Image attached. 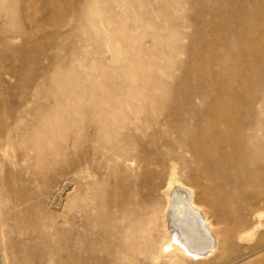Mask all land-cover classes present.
I'll return each instance as SVG.
<instances>
[{
  "label": "bare ground",
  "instance_id": "obj_1",
  "mask_svg": "<svg viewBox=\"0 0 264 264\" xmlns=\"http://www.w3.org/2000/svg\"><path fill=\"white\" fill-rule=\"evenodd\" d=\"M39 1L44 11H58L61 18L66 15L60 0ZM261 1L251 12L255 20L264 19ZM216 9L226 11L224 3ZM35 19L36 0H0V86L1 78L12 80L24 74L26 79V85H22L24 97L17 87L7 84L10 100H0V166L8 162L11 167L1 179L8 193L0 194V202L10 204L5 213L13 214L11 219L18 222L27 220L34 212L29 185L38 182L46 190L58 171L68 176L73 170L81 202L80 241L75 242L81 263L104 264L107 259L93 254L86 257L89 227L95 236L106 234L112 243L109 252L116 257L121 252H156L160 253L156 261L179 255L180 263L204 264L224 253L231 240H220L209 215L219 209L237 224L241 222L240 211L230 203L213 202L207 192L216 188L225 195L222 185L228 186L226 196L235 201L239 196L231 188L264 187V53L255 61H247L238 49L228 48L223 18L204 20L189 39L208 36L209 50L194 61L209 70L203 74L184 70L150 105L107 109L103 114L109 115L110 136L101 141L84 136L77 146L80 153L75 156L65 144L50 149L49 97L41 110L31 107L35 100L31 95L32 78L37 69H46L34 58ZM243 35L239 31L233 37L241 39ZM254 41L251 49L264 52V36ZM41 56L47 57L44 53ZM20 58L23 65H19ZM9 60L12 68L7 70ZM241 60L252 65L251 72L241 75ZM232 74L241 75L239 84L227 80ZM195 75L204 76L200 85L182 90V86L177 87L176 82L183 84ZM10 102L24 108L29 117L22 120ZM54 168L57 171L53 172ZM101 170L116 193L108 194L105 203L99 201L93 207L101 196L97 190L102 183L98 180ZM206 176H212L215 182L204 183ZM84 181H89L88 188L83 186ZM195 186L202 191L197 193ZM154 233L160 236L158 241ZM122 258L117 257L115 264H122ZM258 264H264V260Z\"/></svg>",
  "mask_w": 264,
  "mask_h": 264
},
{
  "label": "rangeland",
  "instance_id": "obj_2",
  "mask_svg": "<svg viewBox=\"0 0 264 264\" xmlns=\"http://www.w3.org/2000/svg\"><path fill=\"white\" fill-rule=\"evenodd\" d=\"M259 1L60 0L66 10V15L61 18L58 11L53 14L44 11L41 2L36 0L34 58L46 71L37 69L34 73L31 95L35 100L31 107L41 110L44 100L49 97L50 149L53 151L65 144L71 154L78 156L80 150L77 146L84 136L92 139L97 137L100 141L110 136L109 115L103 114L107 109L150 105L157 100L158 93L171 88L174 76L181 75L184 70L199 74L207 72L209 67L200 62L195 63L194 58L209 50L206 46L208 36L195 41L189 39L204 20L223 18L226 23L223 33L228 36V48L238 49L247 61H255L264 53L251 49L255 38L264 36V19L251 18V12L256 10L255 4ZM261 2L264 5V0ZM222 3L226 11L218 12L216 8ZM204 10L206 13L202 14ZM239 31L245 35L235 39L233 34ZM45 36H49V40H43ZM43 53L47 57H42ZM9 54L5 53V57ZM19 61V65H23V59ZM11 64L9 60L7 70L12 68ZM238 68L241 75L252 71V65L243 60L239 62ZM240 74H232L227 80L239 84L242 80ZM1 80L0 100H10L7 84L12 88L17 87L19 95L24 97V74L12 80ZM203 81L204 76L195 75L183 84H176L177 87L182 86V90L188 85L198 86ZM140 94L145 97L139 98ZM9 105L20 112L22 120L29 117L24 108L12 102ZM10 170L8 162H5L4 167L0 166V194L8 193L2 188L1 179ZM52 171L57 170L54 168ZM98 175L102 183L97 190L101 196L93 207L99 201L105 203L108 194L116 193L113 185L105 182L104 170L99 171ZM75 176L73 170L68 176L58 171L54 182L46 190L38 182L30 184L29 190L33 197L30 205L34 212L28 215V221L11 219L13 214L5 213L10 204L1 200L0 264H83L75 245V242L80 241L78 206L81 203L73 181ZM203 181L206 184L215 182L212 176H206ZM89 184V181L83 182L86 188ZM222 188L226 194L230 190L228 186L222 185ZM193 189L197 193L202 191L197 186ZM231 192L239 198L231 201L216 188L207 192L213 202L230 203L238 209L241 222L235 224L229 221L225 211H211L209 216L220 240L228 237L231 242L225 245L224 253L216 254L204 264L263 262L264 187H236L231 188ZM89 228L85 255L105 257L104 264H115L119 256L123 257L122 264H184L179 262V255H175L179 260L175 256H163L156 261L160 256L156 252H121L116 257L109 252L112 243H109L111 240L108 241L106 234L95 236L93 228ZM154 239L158 241L160 236L154 233Z\"/></svg>",
  "mask_w": 264,
  "mask_h": 264
}]
</instances>
